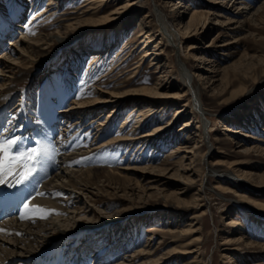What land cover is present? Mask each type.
<instances>
[{
  "label": "rangeland",
  "instance_id": "rangeland-1",
  "mask_svg": "<svg viewBox=\"0 0 264 264\" xmlns=\"http://www.w3.org/2000/svg\"><path fill=\"white\" fill-rule=\"evenodd\" d=\"M47 1L0 0V61L3 60V53L11 50L26 55L21 50L24 47L22 41L29 40L24 34L32 23L39 22L41 18L31 19L47 7ZM214 1L129 0L133 7L123 12L121 23L107 22L100 25L90 22V25L68 31V26L78 22L82 11L89 8L90 5L83 7L89 2L57 0L48 7L55 10L47 12L41 22H47L56 8L57 16L47 27L39 25L36 28L42 29L43 39L49 45L33 51L27 63L20 64L21 60H14L18 59L17 55L7 54L9 61L20 64L24 69L19 66L15 69L16 75L9 72L4 74V78L11 80V83L6 86L7 89L0 91V100L9 96L11 91L14 94L5 101L8 113L0 114V137H15L20 144L24 137L45 143L42 132L49 126L53 132L52 139L49 138L53 144L46 143L50 158L46 160L47 167L44 164L42 169L54 171L55 164L60 170L47 172L48 177L42 178L39 199H36L38 195L33 198L42 202L40 198L47 199L49 196L47 190L64 186V193L56 195L60 202H54L61 213L49 216L48 221L58 224L72 237L64 240L60 238L61 249L52 260L71 258L74 262L78 258V253L74 251L81 247L87 249L85 254L79 255L82 260L87 258V264H96L98 261L100 264L154 263L170 254L180 257L184 250L191 252L186 253L185 264H264V247L260 250L264 246V233L258 235L256 232L248 238L242 235L247 233L250 236V229L258 226L252 217H260L264 229V209L260 208H264V187H251L257 184L259 177H264V153H261L264 151V25L259 26L257 23L254 27L249 23L245 31L230 33L229 29L237 25L226 29L218 24L214 16H210L212 21L201 30V36L183 40L173 4H186L185 9H179V12H184L182 22L186 23L194 10L223 11L221 8H229L234 3L224 0L226 4H215ZM258 1L244 0L254 7L251 13L264 3V0ZM106 10L99 15L93 13L94 10L89 11L83 19L105 17L110 12ZM144 15L148 16L153 30L163 39L164 62L169 73L167 77L155 72L156 68L150 65L151 58L141 59L145 52L142 51L144 37L139 22H142ZM261 15L264 16V13ZM250 17L248 19H252ZM120 30L123 35L117 42V32ZM116 42L113 50L115 52L116 49L120 54L113 62L118 68L109 72L102 60L94 62L96 56L93 54L109 52V47ZM191 44L207 51L205 57L208 65L199 63L200 51L188 50L187 45ZM114 52H110L111 56ZM223 69L228 71V77L234 85L224 94H218L221 86L215 83L209 89L211 83L207 84L205 78L215 76L209 73L213 70L219 73L211 79L217 80ZM2 74L0 72V76ZM161 85H165V88ZM143 88L152 93L153 102L169 103L153 124L146 121V116H143L142 121L134 120L137 112L129 111L135 108V102L123 107L115 117H108L107 114L119 104H101L98 110L88 113L84 118L80 114H73L68 120L62 113L83 92L88 99H92L93 93L104 90L105 94L115 96L114 100L124 102L140 99L134 93ZM214 88L219 89L214 91ZM20 105H23V109L18 111L16 107ZM184 105H189L188 115L175 117L176 110ZM45 113L48 116L57 115L59 121L53 120L51 125L49 117L47 121L40 119ZM98 116L101 119H97ZM191 118L195 121L193 129L199 127V133L206 137L199 147L190 140L187 132L181 130ZM28 119L37 125L41 124L40 128L36 125L29 127ZM78 120L83 122L76 123ZM100 123L105 124L101 126ZM171 123L172 132L166 135V139L161 140V135L154 141L114 142L126 134L121 132L125 126L141 134L151 133L157 126L168 127ZM225 128H237L241 133L234 135L226 132ZM191 132L196 133L195 130ZM243 135H254L263 142L244 138ZM177 136L179 138L174 141ZM99 145L102 146L96 147ZM253 145L261 150L248 156L244 149ZM176 146H183V152L173 154ZM193 149L195 152H191ZM72 152L77 154L78 160L73 163L74 166L68 165L67 172L71 174V179L76 181L89 170L95 173L94 177L86 179L81 176L79 181L84 182L77 189L71 187V179H54L53 185L46 188L50 177L54 178L55 174H61L67 168L64 154ZM184 156L189 172L183 171L184 168L177 171L175 166V161ZM241 159L245 162L238 167L253 176L252 181L241 180L237 177L240 174L232 173L233 170L227 167L237 164ZM205 161L227 166L212 168L217 169L214 173L205 167ZM48 163L51 165L48 166ZM168 166H171L170 169L163 171ZM142 177L154 183L143 181ZM161 180L167 182L166 186L159 183ZM149 187L154 189L149 190ZM31 201L30 207L37 206V202L35 205L32 201V205ZM39 206L43 207V204ZM251 213L254 215L249 216ZM231 221L235 226L227 225ZM191 223L197 224L195 228H201L198 233L189 230ZM51 232L53 237L60 236L59 230ZM76 234L82 239L78 241L74 237ZM229 240L235 242L224 244ZM149 244L153 255L132 262L130 256L145 248L149 249L145 247ZM73 248L76 249L70 257L69 250ZM241 252L247 253L245 256L248 258L240 259L236 253ZM94 255H97V260ZM87 256H90L89 260ZM196 257L199 260L195 263ZM62 260L54 262L63 264ZM179 261L173 260L169 264H178Z\"/></svg>",
  "mask_w": 264,
  "mask_h": 264
},
{
  "label": "bare ground",
  "instance_id": "bare-ground-1",
  "mask_svg": "<svg viewBox=\"0 0 264 264\" xmlns=\"http://www.w3.org/2000/svg\"><path fill=\"white\" fill-rule=\"evenodd\" d=\"M54 1H57V0H48L47 1L48 2L47 7L43 11H41V13H37L36 15H34L33 18L31 19V20H36L38 18H41L38 23H36V24L32 23L31 27H29L26 30V34H24L25 37H27L29 39L28 41H22V43L24 44V47L21 50L26 55H23L22 53H20L16 50H11V52H9V53L4 52L3 55L1 56V59H3V60L0 61V72H2L3 74H2V76H0V83H1L0 84V91L7 89L6 86L11 83V80H6L4 78L5 73L9 72L10 74L16 75L15 69H17V67H19V66L21 69H24V67L21 66L20 64L24 63V62L27 63V60L29 58H31V56H32L31 54L33 51H35L38 48L40 49V47L43 45H49V42H47L46 39H43V34L41 33L42 29L36 30V28L39 25L46 26V25L50 24L52 22V20L57 16L56 14L58 13L57 12L58 8H56V12L48 20L49 22L48 21L47 22H45V21L41 22L42 18L44 17V15L47 12L55 10V9L48 8V7H50V5ZM223 1L224 0H216L214 2H215V4L216 3L217 4H220V3L226 4L227 3V2H223ZM232 1L234 3L232 4L231 7L221 8V9H223V11H208V12H206V11L202 12L201 11V12H198L197 10H194L192 12V14L189 16V18H188L189 20L186 23L182 22V15L184 14V12H179V9H185L186 4L184 5L180 2L174 3L173 6L175 8L173 11H177V19L179 21V25L181 26L180 35L182 36L183 40H191L192 38L201 36V32L203 31V29L206 28L209 25V23H211V21H212L210 16H214L216 18V20H218V24H220L221 26H224L225 28L226 27L227 28L233 27L234 25H237L236 27L229 29L230 33L231 32L233 33L235 31H237V33L241 32V31H245L244 28L249 23L253 24L254 27H255L254 24H257V23H259V26L264 25V16L261 15V13H264V3L257 10H255L253 13H251L250 11L254 8V7H251L252 5L246 4V2H244V0L243 1L242 0H232ZM250 1L260 2L258 0H250ZM88 2L89 3L88 4L86 3V5H84L83 7L86 8L90 5L89 8L82 11L81 8H83V7L81 6L80 9H81L82 13H81L80 19L78 20V22H74V23H72V20H71L70 23H72V24H70L68 26V28H67L68 31L74 30L76 27L90 25L89 24L90 22H95V23L100 24V25L106 24L107 22H109V23H115V22L121 23L120 21H121V18L123 17L122 16L123 12H125L126 10H129L133 7V3H130L129 0H122V1L120 0V1H116V2H115V0H88ZM109 2H112V3L114 2L115 4L109 5L108 4ZM93 6H96V7H93ZM233 7H236L235 10L233 9ZM112 8H114V9H112ZM106 9L110 10V12L105 17H99V19H91V18L86 19V20L83 19L85 17V15L87 13H89V11L94 10L93 13H96L99 15V14L103 13L104 10H106ZM232 9H233V11H232ZM108 10H106V11H108ZM249 15H251L250 18H252V19H248ZM219 18H224L225 20L221 21ZM141 20H142V22L141 23L139 22V26L141 28V32H143L142 36L144 37V40H143L144 46L142 47V51L144 50V52H145L144 56L141 59L149 60L151 58L150 59V65L153 66L154 68H156L155 72L156 73L161 72L162 74H165L164 77H167L169 73H167L168 67H166V63L164 62L165 61V56H164L165 52L163 51V48H164L163 39H160L158 34L156 33V31L153 30L152 25H151V21L148 20L147 15H144L143 18H141ZM122 35H123V32H121V30L117 32V36H118L117 42L120 39L119 37H121ZM15 40H17V39H15ZM16 42L17 41H15L12 45L14 46ZM117 42L114 45L112 44L113 46L111 45L109 47V50H110L109 52H105V53L101 52L100 53V51H99V52L93 54L96 57L98 56V58H96V57L94 58V62L97 60L98 61L102 60L103 64L105 65V69L108 68L109 72H113V71H115V69L118 68V67H115L116 66L115 62H113L115 57L120 54V52L117 51L116 49H115V52L113 50L115 48V46L117 45ZM104 45L106 46V44H104ZM0 46H1V42H0ZM187 48H188V50H192V51L198 50L201 52V54L198 56V58H199L198 61L200 64H203V65L209 64V63L208 64L206 63L207 60L205 57L207 51L203 50V48H199L198 46L192 45V44L187 45ZM110 52H114V55L111 56ZM7 54H9L10 56L11 55H17L18 59L14 58V60H17V61L21 60L20 64L17 65L16 63L9 61L6 57ZM209 61H211V60H208V62ZM213 70L210 71L209 73H214L215 76H212L211 78H216L218 76L217 73H219V72H216V71L214 72ZM220 72H221V77L219 79L212 80L211 78L207 77V78H205V80H207V84L211 83V86H209V89L215 83H218V86L219 85L221 86L218 94H220V93L224 94V91L229 90L234 84H232L233 81H231L228 77V74H227L228 71L223 69ZM17 75L19 76V73ZM161 86H162V88H165L164 87L165 85H161ZM214 89H215L214 91H216L219 88H214ZM11 92L12 93H10L9 96H12L14 94L13 91H11ZM6 94H7V92H6ZM134 94L136 96H138V98H140V97L141 98L137 99V100H128V101H124V102L123 101L118 102V101L113 99V98H115V96H111V94H105L104 90H99L97 93H93L92 99H88L87 94H85L83 92V93L78 95V97H82V98L77 97L76 100L72 101V105L67 110H64L62 113H63L64 118H67L68 120H71L69 118H72L71 116L73 114H80V116H83V118H84V116L87 115L88 113H90V112L92 113V111L98 110L100 108L99 106L101 104H106V105H108V104H114V105L119 104V106L114 107L107 114L108 117H111V116L115 117L123 107L129 106L130 104L135 102V104H136L135 108H133L129 111L131 113H132V111L137 112L135 114L136 117H134V120L142 121V120H144L143 116H146V117H148V119L146 118V121L147 122L151 121L153 124L155 121H157L156 119H159L162 116L161 114L164 112V108L169 106V103L166 101H160L159 103L153 102L154 100L151 98V95H150L152 93L148 89H145V88L140 89V91H136ZM9 96L0 100V114L1 113L5 114L7 112L6 111L7 106H6L5 101L9 98ZM231 96H233V94ZM184 97H186V94H184ZM188 106L189 105H184L183 108L177 109L175 112V117L178 115H180V117L188 115V113H189L187 110ZM22 107H23V105H20V106H17L16 109L18 111H20L19 109ZM63 108H64V106H63ZM47 113H45L43 116H41L40 119L46 120V118L49 117L48 120L52 121L51 125L54 123L53 120L56 121V119H58V121H59V118L56 117L57 115L56 116L55 115L54 116H50V115L48 116ZM130 116H132V115H130ZM0 117H1V115H0ZM98 117L99 118H97V119H101L100 116H98ZM193 119L191 118L190 120L185 122L183 124V127L181 130L187 132V134H188L187 136L190 138V140L194 141L195 145L199 147V145H201L204 142V139H206V137L205 136L203 137V135L201 133H199V129H198L199 127L196 128V126H195L193 129V124L195 123V121ZM0 121H2V120L0 119ZM94 121H97V120H94ZM28 122L30 124L29 127H31V126L34 127L36 125V126H39V128H40V126H41V124L37 125L35 123H32L31 119H28ZM82 122H80V120H78L76 123H82ZM104 124L100 123L99 125L103 126ZM1 125H2V122H0V126ZM45 126H48V125H45ZM142 126H144V124H142ZM50 127L51 126L46 127L44 132L41 131L42 133H44V136H45L44 139L41 138L45 142V144L46 143L53 144L52 140H51L52 139L51 135H53V132H52V128H50ZM126 128H127V126H125L121 129V132H123V133L126 132V134H124V135L122 134V136L117 138L114 141L115 143L120 144V142L125 143V142H132V141H136V140L154 141L157 138V136L160 137L161 135H162V137H160V138H161V140H163L166 137V135H169L172 132L171 131L172 123L168 124V127L157 126V128H155L151 133L150 132H143V133L139 134L137 132H134L133 129L128 130ZM98 129L100 131V128H98ZM191 129L195 130L196 133L192 134ZM225 131L228 133L230 132L231 134H234V135L241 133V131L237 128L235 130L230 129V128H225ZM189 133H191V134H189ZM4 136H6V135H4ZM41 137H43V136H41ZM49 138H51V139H49ZM176 138H179V136L174 137V141H176ZM244 138H247V139L249 138L250 140H256L259 142H263L262 139L255 137L254 135H252V136L245 135ZM20 141H21V143H22L21 145L23 147H25L27 145H32L34 143V141H30V137L29 138L24 137V139H22ZM102 145H104V144H102ZM102 145H99L96 147H100ZM78 146H80V145H78ZM182 148H183V146H176V149H174L173 154L183 152ZM64 149L66 151L65 147H64ZM194 150L195 149H193L191 152H195ZM198 150H199V148H198ZM198 150L196 149V152ZM260 150H261L260 148H258L257 146H254V145L249 147V149H244L245 153L248 156H253V153H259ZM262 150H264V149H262ZM73 153L74 152H72L68 155L66 153L64 154L65 155L64 156L65 157L64 163H66L65 165L67 166V168L64 170H66V171L62 170L61 174H55L54 178L50 177V179L47 181L46 188L48 185H50V186L53 185V183L55 181L54 179H57V181L58 180L60 181L61 179H69L70 180L72 178L71 174L68 173L67 170L69 169L68 165H73V163H76V161L78 160L77 156H75L77 154L76 153L73 154ZM261 153H264V151H261ZM172 155H170V156L172 157ZM170 156L167 158L169 159ZM206 156H207V154H206ZM61 157H63V156L61 155ZM185 158H186L185 156L180 157L179 159H177L175 161V164H176L175 166L177 167V171H178V169L181 171L182 168H184L183 171H187V172L190 171L187 169V166L185 165V162H184ZM168 159H166L165 161L167 162ZM205 162H206L205 167L208 170L209 169L213 170V171H211V170L210 171L214 172V173L216 172L217 169L214 170L212 168L227 166V165H224L223 163L211 164L210 162H207V161H205ZM244 162L245 161L241 159L239 162H237V164H235L233 166H227V167L229 169L233 170V171H231L232 173L240 174L237 177H240L241 180H244L245 182L252 181L253 176H251L249 173L242 170L241 167H238L241 164H243ZM54 166H55L54 171H55V169L60 170V169L56 168L58 166H56L55 164H54ZM170 167L171 166L166 167V169L165 170L163 169V171L169 170ZM49 170H50V172L51 171L54 172L51 169H49ZM127 170L133 171L134 169H127ZM94 174L95 173H93L92 171L89 170V171L83 173L81 176H83V177L85 176L86 179L87 178L91 179L94 177ZM81 176H79V178H77L76 181L71 179V181H73L72 184L70 183L72 188L77 189L79 187V185H81L82 182H84V181H79L80 179H82ZM227 178L229 179V177H227ZM142 180L146 181L149 179L147 177H142ZM148 183H154V182L152 180H149ZM159 183H161V184L163 183L162 186H166V184H167V182H165L164 180L159 181ZM256 183L257 184H254L251 187L252 188L264 187V177H259L258 181ZM136 185H138V184H136ZM9 188L10 187H8L6 185L0 186V193H2V194L9 193ZM64 188H65L64 186L63 187L55 186L53 188V190H47V193L49 195L47 197V199L40 198L42 200V202H41L38 200L36 201L35 198H32L33 199L32 201L35 202V205H36V202H37V205H40L42 203L43 204V207L41 206L42 208H45L48 210H54V213L56 215H59L61 213V211L59 208H57V206L55 207L54 202H56V201L60 202V200H58L56 198V195H58L59 192L64 193V190H65ZM153 189H154V187H149V190H153ZM38 193L36 194V195H38L36 197V199H39V197H40ZM176 196H178V194H176ZM198 197L199 196H197V200H198ZM54 199H56V200H54ZM30 201L31 200H29V202ZM33 202H32V205H33ZM48 204H51L52 206H48ZM260 208L264 209L262 206H260ZM22 210H23V207L20 209L18 214L12 215L10 218H3L2 220H0V230H2V231H0V264H54L55 262H53L52 258L61 249V242L62 241L60 238H63V240H64V238L65 239H68V238L71 239V237H72L71 233H69L67 230L60 229V226L58 224H57L58 225L57 226V225H54L55 224L54 222H51V221L49 222L48 221L49 216L47 219L35 218V219H27L26 221H25V219L22 220L20 218V212ZM55 214H52V215H55ZM252 215H254V214L251 213V215H249V216H252ZM258 215H260V214H258ZM260 216H262V215H260ZM252 219H254L255 224L258 226H255V227L250 229V231H249L250 236H248L247 233H246V235L242 234L245 238L252 237L253 236L252 234H254L256 232L259 233L258 235H263V233H264V229L262 228L263 225L260 222L261 218L257 216V218L252 217ZM196 225L197 224H195V223H191L189 225V230L191 232L193 231V233H198L201 228L200 227L195 228V227H197ZM227 225L235 226L234 222H232V221L227 223ZM51 226H53V227H51ZM55 230L60 231V233H59L60 236H56V237L52 236L51 231H55ZM75 236H76V239H78V241L82 239L81 238L82 236H79V234L74 235V237ZM240 237L242 238V236H240ZM240 237H239V239H240ZM231 242H235V240L226 241L224 244H228ZM150 245L151 244L146 245L145 247L149 248ZM252 245H253V243H251V246ZM263 247L264 246L260 247V250ZM39 248H41V249L39 250ZM75 249L76 248L69 250L68 255L70 257H72V254H73L72 252ZM86 250L87 249L78 247L76 249V251H74V252L78 253V258H75V259H77V261L74 259V262H73V261H71V258L70 259L65 258L64 260H62L63 264H74L76 262L78 264H87L88 263L87 258L85 260H80L81 257L79 256V255L85 254ZM234 250H237V249H234ZM184 251L185 252L180 257H172L174 255L170 254L168 257L162 258L161 261L154 262V263L146 262L144 264H169V262H172L173 260H177V259H180V261L177 262L178 264H183L186 260V257H185V256H187L186 253H191L187 250H184ZM231 251L233 252V250H230V252ZM236 254L239 258L241 257L240 259L248 258V256H245V255H247V253L241 252L240 254H238V253H236ZM97 255H98V253H97ZM97 255H94V258L96 257L95 260H97ZM152 255L153 254L151 253V249L145 248V250L135 252L131 256L130 255L129 256H130V259H132V262L133 261L137 262L138 258H145L147 256L151 257ZM242 255H244V258H242ZM94 258H91V260H92V262L96 263V261H93ZM227 258L230 259V257H228V256H227ZM88 260H89V257H88ZM98 260H99V258H98ZM198 260H199L198 257H196V261H194V262L196 263V262H198ZM231 261H232V259L230 260V262ZM60 263L62 264V262H60ZM96 264H100V262L98 261ZM187 264H190V263H187ZM196 264H200V263H196Z\"/></svg>",
  "mask_w": 264,
  "mask_h": 264
},
{
  "label": "snow or ice",
  "instance_id": "snow-or-ice-1",
  "mask_svg": "<svg viewBox=\"0 0 264 264\" xmlns=\"http://www.w3.org/2000/svg\"><path fill=\"white\" fill-rule=\"evenodd\" d=\"M48 158L49 146L42 141L37 140L34 147L24 148L15 137H0V186L26 184ZM52 214H55L54 210L39 205L30 207L29 202H25L20 218L47 219Z\"/></svg>",
  "mask_w": 264,
  "mask_h": 264
}]
</instances>
